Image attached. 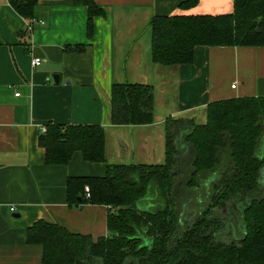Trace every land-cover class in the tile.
I'll return each instance as SVG.
<instances>
[{
	"label": "crops",
	"instance_id": "1",
	"mask_svg": "<svg viewBox=\"0 0 264 264\" xmlns=\"http://www.w3.org/2000/svg\"><path fill=\"white\" fill-rule=\"evenodd\" d=\"M74 1L40 0L33 19L44 25L28 31L0 0V264H41L42 248L26 243L39 220L94 240L109 236V209H71L65 192L69 177H101L106 165L75 153L66 166H46L38 136L48 123L103 127L108 164L161 165L167 118L202 125L209 103L264 97V47H196L192 64L172 67L150 59L152 16L230 14L233 0H199L187 10L179 8L185 0H92L103 14L93 18L91 39L87 8ZM78 45L86 50L64 51ZM34 58L40 65L31 66ZM114 83L153 88L152 124H111Z\"/></svg>",
	"mask_w": 264,
	"mask_h": 264
},
{
	"label": "trees",
	"instance_id": "2",
	"mask_svg": "<svg viewBox=\"0 0 264 264\" xmlns=\"http://www.w3.org/2000/svg\"><path fill=\"white\" fill-rule=\"evenodd\" d=\"M198 1L185 0L179 8L191 9ZM7 2L28 24L40 0ZM74 5L87 8L91 39L93 18L103 12L92 0ZM148 29L151 62L162 67L192 64L196 47H264V0H233L230 14L152 16ZM85 50L84 45L64 47L72 53ZM153 109L151 86L112 85L113 126L150 125ZM205 114L202 125L164 121L161 165L108 164L103 127L48 123L38 136L46 166H66L75 153L87 163L106 165L101 177H69L65 192L71 209L107 207L109 236L94 240L39 220L27 228L26 243L42 248L41 264H264V196H258L261 186L264 190V157L256 156L264 97L215 101ZM151 183L164 206L138 210ZM200 185L207 191L199 190L202 205L181 199L180 186L185 191Z\"/></svg>",
	"mask_w": 264,
	"mask_h": 264
},
{
	"label": "rangeland",
	"instance_id": "3",
	"mask_svg": "<svg viewBox=\"0 0 264 264\" xmlns=\"http://www.w3.org/2000/svg\"><path fill=\"white\" fill-rule=\"evenodd\" d=\"M262 126H263V134L259 140V144H258L257 150H256V156L258 158L264 157V117L262 120ZM184 133L185 132H183L182 135ZM263 181H262V183H263ZM263 186H264V184H263ZM198 188L183 191L184 189L181 188V186H180L178 191H179V194L181 195V199L183 198V196H185V198L189 201L188 202L189 205H192L193 203H199L200 205H202L203 199H200V198L198 199L199 194H200L199 190L200 189L205 190V187L200 185ZM262 189H263V187L261 186V190H260L261 192L258 196H264V190H262ZM206 193H207V191H206ZM163 206H164V201L160 195V192L157 188V185L155 183H151L148 187V191H147L146 196L137 203L136 208L138 210H141V211L154 212V211H157L159 209H162ZM192 209H194V207H192ZM187 219L192 220L193 216L187 217Z\"/></svg>",
	"mask_w": 264,
	"mask_h": 264
},
{
	"label": "built area",
	"instance_id": "4",
	"mask_svg": "<svg viewBox=\"0 0 264 264\" xmlns=\"http://www.w3.org/2000/svg\"><path fill=\"white\" fill-rule=\"evenodd\" d=\"M36 23H38L39 25H41V26H43L44 25V23L41 21V22H36L34 19H32L28 24H27V29L29 30V31H32V29H33V26L36 24ZM40 63H41V59H39V58H34V59H32V61H31V66L32 67H36V66H38V65H40ZM235 87V85H232L231 86V88L233 89ZM41 132L42 133H45V128H42L41 129ZM85 193H88V190H87V188L85 189ZM88 196V195H87ZM10 212H14L15 211V208L12 206V207H10Z\"/></svg>",
	"mask_w": 264,
	"mask_h": 264
},
{
	"label": "water",
	"instance_id": "5",
	"mask_svg": "<svg viewBox=\"0 0 264 264\" xmlns=\"http://www.w3.org/2000/svg\"><path fill=\"white\" fill-rule=\"evenodd\" d=\"M53 80H54L55 83H58V76L55 75V76L53 77Z\"/></svg>",
	"mask_w": 264,
	"mask_h": 264
}]
</instances>
